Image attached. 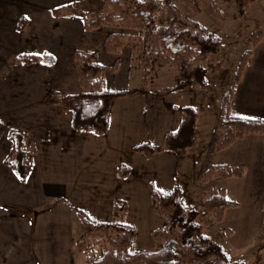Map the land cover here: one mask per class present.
<instances>
[{
	"label": "crops",
	"instance_id": "obj_1",
	"mask_svg": "<svg viewBox=\"0 0 264 264\" xmlns=\"http://www.w3.org/2000/svg\"><path fill=\"white\" fill-rule=\"evenodd\" d=\"M103 1L0 0V264H92L97 260H87L85 253L99 243L104 247L103 255L110 248L106 237L97 236L79 252L75 243L83 238V234L71 206L81 209L91 219L99 220L92 214L100 211H89L81 205L80 198L97 195L101 204L100 196L109 192L110 185L122 181L118 166L128 167V174L132 171L131 165L116 160L119 152L132 151L141 143L152 144L154 138H161L162 145L166 133L179 127L183 119L180 109L190 106L170 103L163 107L160 104L164 97L155 94L148 96L152 103L147 106L144 100H147L148 91L118 98L111 104L107 133L97 136L73 131L71 112L58 104L48 103L50 94L55 91L82 92L73 61L76 49L95 52L98 62L106 67L104 74L117 59L122 62L119 51L126 45L116 53L104 49L106 37L113 32L111 27L86 31L78 13L99 11ZM67 6L73 7L76 13H53ZM21 19H25L26 24L19 30L17 26ZM126 51H130L126 52L127 56L135 57L133 50ZM27 55L40 60L28 64L16 62L18 56ZM252 55L233 93L229 114L264 120V99L257 101L254 97L256 90L263 96L264 61L254 68ZM104 81L107 90L121 91L109 86L105 77ZM230 85L231 81L225 86L222 84L216 96L213 112L217 117L220 98ZM136 101H142L141 111H134L130 116L124 108ZM9 131L20 132L36 148L23 182L5 163L11 149L7 137ZM224 132L225 128L222 132L216 129L207 134L204 154L216 151ZM261 148L264 152V135H248L223 150L231 157L225 154L220 164L245 167L243 156L253 155ZM164 150L161 154L166 153ZM164 155L172 158L170 154ZM97 162H109V173L99 171L97 174L94 167ZM209 165L212 164L203 166L201 175ZM171 186L172 189L175 187ZM223 190L226 197L225 187ZM107 208L112 214L111 203Z\"/></svg>",
	"mask_w": 264,
	"mask_h": 264
},
{
	"label": "trees",
	"instance_id": "obj_2",
	"mask_svg": "<svg viewBox=\"0 0 264 264\" xmlns=\"http://www.w3.org/2000/svg\"><path fill=\"white\" fill-rule=\"evenodd\" d=\"M178 1L184 5L188 13L199 14L203 9L213 18L222 19L223 15L218 9L219 1L234 2L237 14L242 16L249 3L261 0ZM66 11L76 13L70 6L58 8L53 13L59 15ZM78 13L86 31L103 26L125 31L109 33L104 41V49L109 53H116L123 45H127L137 53L143 71L140 90L147 91V80L150 75L163 68H176L181 79L172 87L154 90L157 97L182 92L193 86H207L205 62L220 50L222 40L215 36L209 27H203L183 15L173 0H104L99 11ZM25 24V19H21L17 28L21 30ZM262 36L261 32H253L252 45L256 46ZM251 55L250 50L241 54L233 82L220 98L218 117L225 132L217 146L218 150L227 149L235 141L242 140L248 135H264L263 119L229 114L233 93L244 68L250 62ZM39 60V57L33 55L16 58V62L20 64ZM73 61L82 92L65 94L55 91L50 94L48 103L58 104L71 112L73 131L104 135L109 129L112 102L118 98L132 96L138 93V90H107L104 81L106 67L98 62L95 52L76 49ZM118 65L117 59L111 69H116ZM180 110L183 119L179 127L166 133L162 145L141 143L134 146L132 151L146 158H151L164 149L178 156L185 155L194 141L197 112L190 106L182 107ZM7 137L11 142V149L5 163L17 179L23 182L36 148L20 132L9 131ZM117 170L121 177L129 173V168L122 164ZM244 173V165L231 167L212 164L205 170L202 178L205 181L241 179ZM149 188L150 197L155 202V213L164 219L163 227L150 233L154 240L161 243L158 251L129 252L136 231L133 226L119 222L128 210L127 202L122 199L114 201L112 222L95 221L81 209L71 206L80 221L83 234V238L75 243L77 250L83 251L93 239L104 235L110 248L92 264H246L241 260L231 262L222 247L203 233L197 219L204 212L197 207L184 204L179 186L166 193L151 183ZM237 206V202L225 197V192L221 188L205 201L202 207L211 213L216 223H220L225 211Z\"/></svg>",
	"mask_w": 264,
	"mask_h": 264
},
{
	"label": "rangeland",
	"instance_id": "obj_3",
	"mask_svg": "<svg viewBox=\"0 0 264 264\" xmlns=\"http://www.w3.org/2000/svg\"><path fill=\"white\" fill-rule=\"evenodd\" d=\"M177 9L190 20L203 27H209L211 32L222 40L220 50L210 56L205 62L206 87L194 86L186 89L183 93H172L170 97L163 96L161 104L170 106V103L178 105H190L197 112L196 130L194 142L185 155H175L170 151L160 153L152 158H146L142 154L131 150H122L117 155L119 163L131 165L132 171L122 181L110 185L108 193L101 195L99 203L96 196H83L80 203L89 211H100L92 214L96 221L112 222L114 218L108 210V203L111 208L115 199H123L127 202V213L119 220L120 223L134 227L136 234L129 252L136 251L156 252L160 249L161 243L154 240L150 233L163 227L164 219L155 213V202L150 197L149 184L163 192L179 186L181 197L186 206L199 208L204 214L197 219L203 233L213 241L217 242L227 254L230 261L241 260L246 264H264V152L261 149L254 151L253 155L243 156L245 161V174L242 179H230V181H205L201 171L205 164H220L222 156L227 151L218 150L214 153L203 152V144L207 134L213 130L223 131L224 127L214 114L216 96L224 86L233 82L234 71L243 52H252L253 66L261 65L264 61V0L249 3L242 16L236 12L234 2H218V9L223 15L222 19H216L208 15L203 9L199 14L188 13L184 5L173 0ZM197 4H199L197 2ZM111 31H122L112 28ZM261 32L262 39L256 46L252 45V33ZM127 48V49H125ZM120 50V49H119ZM126 50H131L127 45L120 50L122 62L119 61V69H107L104 77L109 86L121 89H137L144 92L142 85V68L137 53L134 56H127ZM256 65V66H258ZM117 70V71H116ZM181 79L176 68L157 69L148 78L147 88L152 90L144 100L148 106L154 90H163L176 84ZM226 91V89H225ZM151 94V95H150ZM257 101L264 99L260 90L254 92ZM142 101L127 104L124 110L129 115L141 111ZM135 111V112H134ZM181 112V111H180ZM146 113V112H145ZM182 113V112H181ZM142 118L145 115L141 116ZM218 124V125H216ZM217 127V128H216ZM152 144L161 145V138L153 139ZM258 147V146H256ZM253 149V147H252ZM170 154L172 158L165 157ZM93 166V165H92ZM110 163L94 164L96 173H109ZM225 187L226 197L238 203L235 208L227 209L220 223L213 220L211 213L203 209V204L212 197L218 189ZM100 205V207H99ZM75 220L78 221L76 215ZM80 231H78L79 233ZM103 246L94 244L86 251L87 260H95L102 256ZM108 248V247H107Z\"/></svg>",
	"mask_w": 264,
	"mask_h": 264
}]
</instances>
